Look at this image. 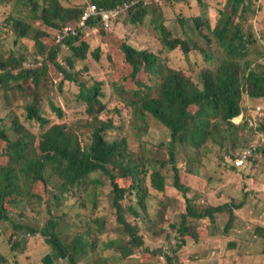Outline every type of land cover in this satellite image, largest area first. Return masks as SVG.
Segmentation results:
<instances>
[{"label":"trees","instance_id":"16d2710c","mask_svg":"<svg viewBox=\"0 0 264 264\" xmlns=\"http://www.w3.org/2000/svg\"><path fill=\"white\" fill-rule=\"evenodd\" d=\"M18 1L23 7L15 10L5 6L7 12L0 22V26L6 28L3 34L15 36L17 46L25 39L32 41L25 44L27 52L12 49L0 53V101H5L4 105L10 109L12 118L9 127H3L4 120L0 118V222L11 226L6 237L12 250L24 253L28 241L25 235L36 237L40 234L37 226L31 224L35 219L30 215L28 206L46 205L49 217L54 218L50 206L44 203L51 186L58 190L54 198L61 207L62 196L76 186L82 187L90 182L94 185L90 196L94 195L98 186L103 185L99 176L102 174L110 181L118 222L132 238V244H127L126 240L121 243L111 241L105 243L102 250L116 249L122 257L121 262L137 257L139 262L136 264H148V256L159 253L151 250L145 234L151 226L146 230L140 228V231L134 227L126 217L123 201L127 196L137 194L140 206L147 212L146 199H156L151 189L160 192L166 189L165 175L159 170L160 165L165 168L166 164L160 159L145 161L137 153L131 152L126 136L110 140L109 133L117 127L111 118L114 108L102 100L105 97V81L90 75L89 66L77 69L78 61L88 60L91 45L85 38L87 31L92 29L97 30L101 43H108L109 48L106 50L99 46L91 56L98 62L104 55L107 56L113 67L107 82L111 84L113 93L131 110L136 124L138 122L143 126L138 128L139 132H147L154 122L159 121L171 133L169 162L175 173L174 185L185 200L178 230V249L187 243V239L200 243L212 235L210 225L215 224V215L225 211L232 213V204L215 208L196 205L195 200L189 197L191 188L181 183L176 150L184 145L195 150L205 147L208 152L212 149L209 143L213 148L236 149L240 138L236 140L238 136L234 133L236 125L233 119L243 111L244 88L250 99L264 100V65L253 68L254 63L250 58L252 46L257 45L253 32L254 27L257 29L258 15L264 8L263 0H221L219 4L223 8L219 10L214 27L209 26L201 15L191 18L209 49L219 50L221 56L215 60L207 55V48H199V41L194 43L190 37H175L159 21L161 15L153 11L154 4H149L150 1L142 0L137 6L122 12L118 19L126 15L129 22L140 28L148 17L154 16L152 21L158 37L151 38H159L162 46L157 51L151 47L140 49L133 46L128 38L119 37L115 31L106 28L101 18L91 19L87 31L81 28L77 34L64 33L70 24L80 22L89 0L85 1L84 6H66L60 0ZM126 1L131 0H96V3L101 8L113 9L123 6ZM5 41V38H1L0 48ZM63 45L72 52L71 57L65 58L68 69L60 62ZM197 48L210 61L214 60L213 67L201 69L197 78L188 74L190 70L173 65L167 54L180 49L189 57ZM29 52L37 66L29 60ZM41 58L43 61L39 62ZM56 72L64 75V80L58 85L52 77ZM65 81L80 87V99L87 105L89 117L85 125L91 133L87 145L82 143L79 129L65 122H55L51 117L54 114L59 120L65 119L66 114L58 103ZM117 112H120L119 107ZM35 125L39 127L38 130L33 128ZM8 130L13 132V136ZM261 130L264 131V125ZM259 147L260 154L264 146ZM259 157L256 155L254 160ZM92 202L97 206L96 201ZM242 207L243 204H239L236 209ZM131 211L140 217L139 213L133 209ZM36 214L39 219L44 217L39 212ZM60 214L64 218L63 228L59 229L62 222L54 220L51 231L43 233L49 238L58 258L67 260L69 264H81L84 260L81 262L80 259L89 253L94 259L85 261V264H121L117 258L114 260L102 255L97 248L99 232L103 233L102 222L96 233L93 222L81 220L64 211ZM65 219H72L73 223L65 225ZM206 219L211 220L210 225L200 227L190 223V220ZM234 220L233 212L225 232L230 231ZM258 231L264 238V229L257 230V236ZM231 245L234 246L233 243ZM174 253L178 254L177 249ZM9 262L6 255L0 252V264Z\"/></svg>","mask_w":264,"mask_h":264},{"label":"rangeland","instance_id":"374dc122","mask_svg":"<svg viewBox=\"0 0 264 264\" xmlns=\"http://www.w3.org/2000/svg\"><path fill=\"white\" fill-rule=\"evenodd\" d=\"M66 6H84L86 0H60ZM153 5V11H157L161 15L159 21L163 23L170 31L174 33L175 37L186 39L190 37L195 43L199 41V48H207V55L213 56L214 60L220 57L219 50L211 51L205 39H202L197 32L191 18L195 15H201L207 21L209 26H215L218 20L219 10L223 8L219 4L221 0H147ZM2 2L8 4L3 5ZM264 5V0H263ZM5 6L10 9L13 7L15 10L23 7L18 0H0V22H2L7 12ZM260 13V12H259ZM154 16L148 17L146 22L140 27L136 28L131 22L128 21L126 15L118 19L114 27L110 31H115L119 37L128 38V41L137 48L147 49L151 47L154 51L160 50L161 45L159 38L153 40L151 36H157L154 29ZM186 21V22H185ZM76 27V24H70L68 27ZM67 28V27H66ZM65 28V29H66ZM4 26H0V41L5 38V43L0 48V53L3 50L15 49L18 52L26 51L25 44L32 43L30 39H25L19 42L18 46L15 44L16 37L3 34L5 31ZM64 29V30H65ZM86 29L85 31H87ZM254 35L257 39V45L251 48V59L253 60V68L257 65H264V8L258 15L257 29L254 27ZM261 37V39H260ZM60 39V38H59ZM85 40L91 45V50L88 53L87 61H78L77 69L82 68L84 65L90 67V75L105 81L103 92V102L110 108H114V114L111 117L117 129L109 133L110 140L122 139L126 136L128 139V147L131 152L137 153L145 161L155 162L160 159L166 167L159 166L166 178V189L163 192L157 191L152 188V196L156 199L147 200V212L140 206V199L137 194L134 196H127L123 201V206L126 210V217L128 221L135 225L134 227L145 228L151 226L146 230V237L148 244L152 247V251H159L154 256L153 253L148 256V264H164L161 259V251L165 252V247H170L167 264H264V238L261 232L257 236L256 231L264 229V151L259 154V158L254 160L256 156L242 169H237L233 166L234 159L241 154L250 144L255 143L256 136H252V132L248 129L247 124L238 125L240 120L236 118L233 123L236 125L234 133L238 136L236 140L237 147L233 150L220 149L219 147L213 148L211 143L208 144L210 151H206L205 147L200 150H195L189 146H180L177 148L176 165L179 168L181 183L189 186V197L194 199L196 205L201 207H221L225 204H232L231 208L235 214L233 227L227 233L225 229L231 220L232 213L225 211L224 213H217L215 215V224L210 225L211 220L206 219L203 221L190 220V223L197 226L210 225L211 234L216 236L215 240H204L200 247L201 253L193 254L189 250L190 242L194 241L187 239V245L183 248L185 252L178 249V230L182 221L181 212L185 206L184 196L179 191L175 183V173L173 165L170 164V151L169 146L171 142V133L159 121L154 122L147 132L140 133L139 127L141 124H136L130 109H128L119 98L113 93L111 84L107 82L110 73L113 72V67L110 65L107 56L98 62L91 56L92 51L97 47L102 46L106 50L109 48L108 43H101L97 30H88ZM59 41V40H58ZM60 62L67 68L68 64L65 63V58L71 57L72 52L63 45ZM199 48L195 49L189 57H186L183 52L178 49L174 52H168L173 65L184 70H190L188 74L197 78V73L205 67H213L214 60L210 61L207 55L200 53ZM27 52V51H26ZM29 60L37 66L34 59L29 52ZM43 58L39 62H42ZM29 65H27L28 67ZM68 69V68H67ZM52 77L58 84L64 80V75L61 73H53ZM242 98V112H247L249 108L255 106H263L264 100L250 99L246 87L244 88ZM80 87L72 82L65 81L63 92L59 93L58 103L62 106L65 112V119L59 120L52 114L55 122H65L68 125L80 130V138L83 144L90 143L91 133L89 132L85 123L88 121L87 105L80 99ZM2 101V102H1ZM0 101V118L4 120L2 126L9 127L12 118L10 117V109L6 108L2 99ZM118 107L120 112H117ZM21 117L22 114L20 113ZM138 121V120H137ZM137 125V126H136ZM143 127V126H142ZM38 130L39 127H33ZM139 128V129H138ZM11 136L13 132L8 130ZM103 181L102 186H98L94 195L90 193L94 191V185L87 183L85 186H76L71 192H67L62 196V206L59 207L55 200V195L58 193L54 187L49 188L47 199L44 203L50 206L52 216L48 215L46 205L41 207L28 206L30 215H33L35 221L31 224L37 226L40 234L36 237H29L25 235L27 241V249L24 253L15 252L12 250L11 245L8 243L6 233L11 229L10 225L0 222V252L6 255L9 264H69L67 260L58 258L51 248L49 238L44 236L43 233L51 231L54 220L61 223L64 218L60 214L62 211L69 213L75 217H80L81 220H88L93 222V227L97 232V227L104 225L102 232H99L100 243L97 248L101 251L102 255H107L109 258H117L121 264H136L139 258L135 257L126 262H121L122 257L116 249L102 250L105 243L111 241H127V244H132L131 236L123 229L118 222L117 210L113 206V193L109 179L102 174L99 175ZM189 188V189H190ZM96 201L97 206L93 205L92 201ZM83 203L85 205L83 206ZM243 204L241 209H236V206ZM44 217L39 219L37 212ZM139 213L140 217H136L134 212ZM72 216V217H73ZM69 219V218H68ZM65 219V225L73 223V220ZM63 228V222L60 224L59 229ZM143 230V231H144ZM263 232V231H262ZM214 233V234H213ZM28 234V233H27ZM73 234V233H71ZM30 235V233H29ZM202 240V241H203ZM238 240L239 246L236 245L237 250L234 253H227L226 245L228 241ZM249 242V244L247 243ZM201 243V242H200ZM123 246V245H122ZM245 252L244 257L240 258V251ZM177 249L178 254L174 251ZM224 255L222 256V253ZM80 259L81 264L85 261L94 259V256L89 253ZM175 257V258H174ZM172 258V261L170 259ZM138 259V260H137Z\"/></svg>","mask_w":264,"mask_h":264},{"label":"built area","instance_id":"2783aa9c","mask_svg":"<svg viewBox=\"0 0 264 264\" xmlns=\"http://www.w3.org/2000/svg\"><path fill=\"white\" fill-rule=\"evenodd\" d=\"M142 0H131L124 2L123 6L113 8V9H105L99 7L96 3V0H89V5L85 10L80 22L76 27H67L64 30L66 34H77L78 29H87L88 22L93 18H101L102 23L108 29H112L114 27L115 22L117 21L119 15L129 10L130 8L137 6ZM147 2V0H144ZM60 40L63 37H59ZM239 124H247L249 125V129L253 132L252 135L256 136V140L254 144H250L249 149H246L243 154L234 159L233 165L237 168H244L247 164L253 159L254 156L259 155V146H264V131L261 128L264 125V107L263 106H255L248 109L245 113H241L239 117ZM170 247L166 245L165 252L169 254ZM161 259L166 262V256L162 255Z\"/></svg>","mask_w":264,"mask_h":264},{"label":"crops","instance_id":"0c3cea01","mask_svg":"<svg viewBox=\"0 0 264 264\" xmlns=\"http://www.w3.org/2000/svg\"><path fill=\"white\" fill-rule=\"evenodd\" d=\"M214 237H216V236H214V235H209L208 237H206L204 240H207L206 241V244H209V241H211V240H215V238ZM204 240L203 241H201V243H196V242H193V243H191L190 242V246H189V250L193 253V254H203V255H207L206 253H201V250H200V247L202 246V243L204 242ZM216 241V240H215ZM229 243L226 245V251H227V253H234V252H236V251H239V250H237V247H236V245L237 246H239V241L238 240H231V241H228ZM231 243H233L234 244V246L232 247V245L230 246V244ZM248 244H249V242H247ZM187 245V243L184 245V247ZM184 247H182L181 249H180V251L181 252H185L184 251ZM244 250H243V247H242V252L240 251V258L241 257H244V254H245V252H243ZM224 255V252L222 253V256ZM262 257H264V256H262Z\"/></svg>","mask_w":264,"mask_h":264},{"label":"clouds","instance_id":"9594fccd","mask_svg":"<svg viewBox=\"0 0 264 264\" xmlns=\"http://www.w3.org/2000/svg\"><path fill=\"white\" fill-rule=\"evenodd\" d=\"M241 115V114H240ZM238 118V117H237ZM239 119V118H238ZM235 119H233L234 121ZM250 163V162H249ZM234 166V165H233ZM236 167V166H235ZM237 168V167H236ZM237 169H242V168H237ZM161 255H165L166 256V259L168 260V257H170L171 255L167 254L166 252H162ZM164 264H167L166 262Z\"/></svg>","mask_w":264,"mask_h":264}]
</instances>
